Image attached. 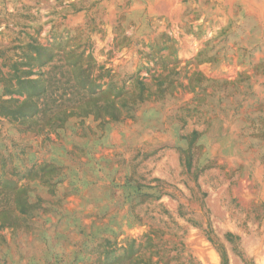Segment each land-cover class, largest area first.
I'll use <instances>...</instances> for the list:
<instances>
[{
    "label": "rangeland",
    "instance_id": "obj_1",
    "mask_svg": "<svg viewBox=\"0 0 264 264\" xmlns=\"http://www.w3.org/2000/svg\"><path fill=\"white\" fill-rule=\"evenodd\" d=\"M221 249L264 264V0H0V264Z\"/></svg>",
    "mask_w": 264,
    "mask_h": 264
},
{
    "label": "trees",
    "instance_id": "obj_2",
    "mask_svg": "<svg viewBox=\"0 0 264 264\" xmlns=\"http://www.w3.org/2000/svg\"><path fill=\"white\" fill-rule=\"evenodd\" d=\"M165 252H166V249H164L163 253L165 254ZM221 257H222V263L221 264H229V260H228L227 255L223 249H221Z\"/></svg>",
    "mask_w": 264,
    "mask_h": 264
}]
</instances>
